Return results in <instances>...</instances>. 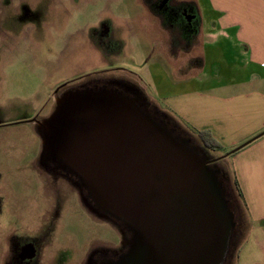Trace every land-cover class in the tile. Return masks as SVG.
<instances>
[{"label":"rangeland","instance_id":"374dc122","mask_svg":"<svg viewBox=\"0 0 264 264\" xmlns=\"http://www.w3.org/2000/svg\"><path fill=\"white\" fill-rule=\"evenodd\" d=\"M209 6L208 0H0V264H12L15 247L27 241L39 246L35 264H122L130 252L133 230L101 208L45 143L42 124L60 98L94 82L133 98L198 161H210L205 174L231 223L228 246L236 217L248 231L235 158L264 131L207 147L197 128L162 100L180 89L169 83L187 79L185 65L184 73L203 81V93L231 97L248 90V81H234L235 42L212 44L214 37H205L213 29ZM186 36L197 38L186 44ZM198 44H207L205 51ZM227 190L244 215L234 210ZM232 249L220 264H235L226 260Z\"/></svg>","mask_w":264,"mask_h":264},{"label":"water","instance_id":"95a60500","mask_svg":"<svg viewBox=\"0 0 264 264\" xmlns=\"http://www.w3.org/2000/svg\"><path fill=\"white\" fill-rule=\"evenodd\" d=\"M42 126L55 158L133 230L122 264L222 262L231 223L206 163L133 98L110 89L70 92Z\"/></svg>","mask_w":264,"mask_h":264},{"label":"crops","instance_id":"0c3cea01","mask_svg":"<svg viewBox=\"0 0 264 264\" xmlns=\"http://www.w3.org/2000/svg\"><path fill=\"white\" fill-rule=\"evenodd\" d=\"M208 1L214 19L213 29L205 37L213 36L212 44L235 42L231 54L237 64L232 69L237 74L234 81H248V90L231 97L203 93V81L184 73L189 69L185 65L181 72L187 79L169 83L180 89L167 93L162 100L165 108L190 126L208 129L221 144H230L264 131V0ZM192 40L183 38L186 44ZM206 47L207 44L195 46L201 52ZM191 48L194 46L188 51ZM192 67L195 68L191 64ZM198 69L206 70V61ZM235 168L251 218L235 264H264V136L239 150Z\"/></svg>","mask_w":264,"mask_h":264},{"label":"trees","instance_id":"16d2710c","mask_svg":"<svg viewBox=\"0 0 264 264\" xmlns=\"http://www.w3.org/2000/svg\"><path fill=\"white\" fill-rule=\"evenodd\" d=\"M185 2H189V1H185ZM146 5H147V7L149 8V10L150 11H152L151 13L154 15V16H156L157 18H159V19H161V22H162V18H160V16L157 14V13H155L152 9H151V7H150V5H148L147 3H146ZM163 23V22H162ZM166 28V27H165ZM166 29H168V28H166ZM179 35H181V34H179ZM196 38H197V36L196 37H194L193 38V40H192V43H193V41H196ZM171 43V42H170ZM170 46H171V44H170ZM191 46H193V44L191 45ZM188 50V49H187ZM153 105V104H152ZM154 106V105H153ZM154 107H156V106H154ZM156 109H157V111H159V112H164L162 109H160L159 107H156ZM165 113V112H164ZM196 132H197V137H198V139H200V141L204 144V145H206L207 147H211V148H215V147H222V145H221V143L219 142V140H217L214 136H213V134H212V132L210 131V130H208V129H206V130H196ZM236 185H239V183H238V180H236ZM228 191V190H227ZM230 194H231V196H230V200L232 201V202H234V205H235V208H234V210L238 213V215L239 216H241V215H244V213L242 212V211H240V213L237 211V209H239V207H240V205H239V203H238V201H236V199H235V196L233 195V192H231V191H228ZM240 196L243 198V193H242V191H240ZM247 205V204H246ZM248 208V207H247ZM247 208H246V210H247ZM233 223H234V230H235V232L234 233H236L235 234V236H232V238H231V240H230V246H228V255H229V252L231 251V249H232V247H233V249H232V253H234V254H232L233 255V257H232V255L230 254V256L227 258L226 257V260L228 261V260H230L231 259V263H236V261H237V259H238V256H239V253H240V250H241V247H242V245H243V242L245 241V239H246V236H247V232H246V230H245V228L246 227H242L243 226V222H242V219L240 218V219H238L237 220V217L234 219V221H233ZM242 223V224H241ZM250 223L248 222V229H249V227H250V225H249ZM230 258V259H229ZM227 261H225V262H227ZM225 264V263H224Z\"/></svg>","mask_w":264,"mask_h":264},{"label":"flooded vegetation","instance_id":"af4514ba","mask_svg":"<svg viewBox=\"0 0 264 264\" xmlns=\"http://www.w3.org/2000/svg\"><path fill=\"white\" fill-rule=\"evenodd\" d=\"M169 1H172V0H169ZM94 83L89 84L86 87H83V86L74 87V89H71V90L65 92L64 96L66 94H68L70 92H74V91L109 89V88H106L104 86L103 87L99 86L98 88H95V87L92 86ZM96 84H98V83L96 82L95 85ZM110 90H112V89H110ZM112 91H115V90H112ZM209 163H210V161L208 163L206 162V166L207 167H209L211 165ZM227 248H228V246H227ZM128 254L129 253L126 252L125 255H124L125 257L124 256L123 257L126 259V255L128 256ZM39 257H40V249H39V246L37 245V243L36 242L32 243V242L27 241V242H24V244L15 247V249H14V251L11 254L9 259H11V263L12 264H16L17 263L16 260H18V262H21L23 264H35L37 262V260L39 259ZM20 258H21V260H19ZM124 258H123V260H124Z\"/></svg>","mask_w":264,"mask_h":264}]
</instances>
